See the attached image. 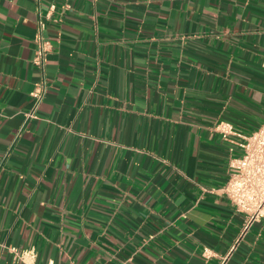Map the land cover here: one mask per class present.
<instances>
[{
	"label": "crops",
	"instance_id": "crops-1",
	"mask_svg": "<svg viewBox=\"0 0 264 264\" xmlns=\"http://www.w3.org/2000/svg\"><path fill=\"white\" fill-rule=\"evenodd\" d=\"M221 122H264V0H0V264H264Z\"/></svg>",
	"mask_w": 264,
	"mask_h": 264
},
{
	"label": "built area",
	"instance_id": "built-area-1",
	"mask_svg": "<svg viewBox=\"0 0 264 264\" xmlns=\"http://www.w3.org/2000/svg\"><path fill=\"white\" fill-rule=\"evenodd\" d=\"M55 8L56 4L52 3L50 10ZM50 18V11L47 14L38 11L36 47L32 63L41 71L42 77L32 92V107L26 112L28 119L36 117L40 105L48 93L45 67L47 55L51 50V42L44 33L47 28V20ZM217 128L223 138L232 143L228 179L217 191L225 196L238 212L244 215L240 240L256 221L264 219V122L250 134L237 131L230 123L221 122ZM14 250L20 254L23 260L28 257L34 261L36 257L34 249L20 251L18 248H14ZM207 251L208 249H205V253ZM27 264L34 263L27 262ZM222 264H225V261Z\"/></svg>",
	"mask_w": 264,
	"mask_h": 264
}]
</instances>
